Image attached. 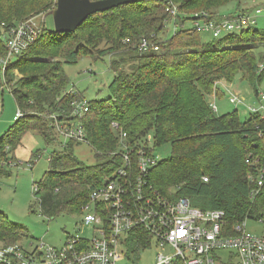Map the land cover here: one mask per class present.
<instances>
[{
	"label": "trees",
	"instance_id": "16d2710c",
	"mask_svg": "<svg viewBox=\"0 0 264 264\" xmlns=\"http://www.w3.org/2000/svg\"><path fill=\"white\" fill-rule=\"evenodd\" d=\"M53 1L0 0V22L15 24L33 10L55 7ZM232 1L238 0H133L90 15L73 32L46 29L44 22L35 40L4 71L1 60L7 48L0 39V87L4 74L22 113L13 130L2 137L7 139L0 140V159L7 158L5 145L15 146L26 131L38 133L53 146L47 170L33 183L38 186L43 215L80 214L90 190L118 166L121 132L134 150L147 135L155 145L170 144V156L160 159L148 176L149 184L160 194L167 196L175 188L174 196L187 197L201 209H221L231 223L263 215L264 190L253 202L249 199L252 186L247 175L255 167L246 163V157L264 153V140L258 134L264 130L259 114L264 105L249 106L248 117L240 121L235 111L216 117L207 97L216 92L221 79L231 81L238 73L251 81L264 76V65L258 71L255 53L264 46V32L250 26L240 33L203 41L202 33L184 29L196 18L195 13L205 15V20L221 18L219 9ZM168 2L177 5L179 29L161 42ZM151 34L160 45L159 52L139 53L131 47ZM70 39L76 41L75 46L61 48ZM92 41L95 49L101 42L106 47L97 48L95 54L86 45ZM81 54L92 58L109 54L108 68L114 75L107 86L109 95L88 102L89 111L79 118L94 151L93 165L77 159L73 147L80 142L56 137L47 118L58 110L67 119H75L69 116L71 101L83 98L64 94L68 77L63 64H75ZM263 58L260 54L259 59ZM13 71L19 73L15 83ZM21 231L17 224H0V240L6 241L4 245L16 243L14 238ZM138 239L131 243L130 251L144 243V236Z\"/></svg>",
	"mask_w": 264,
	"mask_h": 264
},
{
	"label": "built area",
	"instance_id": "2783aa9c",
	"mask_svg": "<svg viewBox=\"0 0 264 264\" xmlns=\"http://www.w3.org/2000/svg\"><path fill=\"white\" fill-rule=\"evenodd\" d=\"M165 10L168 17L163 28L165 30L167 24H171L174 33L179 29L177 5L168 2ZM263 11L264 7H256L230 17L208 20L205 15L195 13L196 18L189 21L191 26L185 25L184 29L221 38L249 28ZM43 21L45 17L32 16L12 25L0 22V39L7 48L6 56L1 60L2 71L35 40ZM167 36L164 33L161 42ZM154 37V34L143 36L131 47L139 53L159 52L160 45ZM123 42L129 44V39ZM2 78L0 90L5 87L10 90L11 83L7 84L4 74ZM64 94L76 95V92L66 90ZM229 103L238 104L237 96L229 98ZM211 108L216 109L214 105ZM88 111L87 101L74 99L69 116L75 119H67L58 110L48 113L47 118L56 137L88 144L79 123V118ZM259 114L264 119V107ZM21 116V110L17 109L14 119ZM113 127L118 128L116 124ZM258 134L264 140V130ZM125 137L126 133L119 134L118 166L90 190L88 201L80 208L79 233L69 235L60 247L41 242L32 250L24 251L17 242L2 245L0 264H117L140 236H144L141 245L154 244L158 250L153 264H264V228L260 233H253L246 227L248 220L264 225V213L231 223L221 209H201L187 197L174 196L172 190L167 196L160 194L148 181L151 168L160 160L154 155L151 136L147 135L136 150L125 142ZM4 163L13 165V160L0 159V164ZM246 163L255 167L247 175L252 186L249 199L253 202L264 190V153L248 154ZM32 189L37 191L38 186L33 184ZM85 229L90 230L89 236L83 235ZM220 250H229V260L221 258Z\"/></svg>",
	"mask_w": 264,
	"mask_h": 264
},
{
	"label": "rangeland",
	"instance_id": "374dc122",
	"mask_svg": "<svg viewBox=\"0 0 264 264\" xmlns=\"http://www.w3.org/2000/svg\"><path fill=\"white\" fill-rule=\"evenodd\" d=\"M53 2L56 3V0ZM256 7H264V0L232 1L221 7L219 12L222 17H230L236 13L253 10ZM54 8L51 5L42 12L33 10L23 18L45 17L46 29L52 30L53 21L49 14ZM186 26H191V24L188 22ZM252 27L264 32V11L257 16ZM164 32L168 36L173 34L171 24H167ZM201 39L208 41L211 36L204 33L201 35ZM75 44L76 41L70 39L61 48L66 46L72 48ZM86 45L93 49L95 54L97 48L106 47L104 42L99 43L96 49L93 41L86 43ZM260 46L255 51L256 62L259 66L258 71L261 69L260 65H264V58L263 60L259 59L260 54L264 55V46ZM129 55L128 53L124 56L128 57ZM119 56L121 55H118V58ZM109 58V54L95 58L81 54L75 64L64 63L63 69L68 77L66 90H73L87 102L106 98L109 95L107 86L114 77L108 68ZM124 67L128 69L129 66L125 64ZM12 77L13 83H15L19 78V73L13 71ZM215 88L216 92L208 96L207 101L211 106L216 107L215 110L212 108L216 117L235 111L239 120L244 121L249 115V106L259 108L260 105H264V76L260 80L251 81L238 73L231 81L221 79L216 83ZM235 96H237L239 103L230 104L229 98ZM16 112L15 99L10 90L5 87L3 91L0 90V140L6 132L13 130ZM6 139L4 137L2 140ZM150 143L154 155L158 158L165 159L170 156L171 146L169 143L155 145L152 140ZM3 151L8 159L13 160V165L0 164V224L4 226L7 223H13L20 227L22 233L18 234L14 241L21 245L24 251H30L41 242L60 247L69 235L79 233L80 214L60 213L51 218L43 215L40 211L37 191L32 189L34 181H38L48 168L53 146L46 144L43 137L38 133L26 131L15 146L6 144ZM73 153L85 165H93L96 162L94 151L87 143L75 144ZM174 191L175 188L172 192ZM191 203L195 205L193 200ZM246 227L250 232L260 233L264 225L248 220ZM83 235L89 236L90 230H83ZM4 242L6 241L1 239L0 246L4 245ZM134 250L128 252L126 257L118 261L117 264H153L155 262V255L158 250L154 244H137ZM218 253L224 261L229 260V250H220Z\"/></svg>",
	"mask_w": 264,
	"mask_h": 264
},
{
	"label": "water",
	"instance_id": "95a60500",
	"mask_svg": "<svg viewBox=\"0 0 264 264\" xmlns=\"http://www.w3.org/2000/svg\"><path fill=\"white\" fill-rule=\"evenodd\" d=\"M133 0H56L50 14L55 32H73L90 15L103 12ZM45 21H43L44 23Z\"/></svg>",
	"mask_w": 264,
	"mask_h": 264
}]
</instances>
